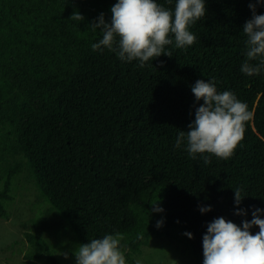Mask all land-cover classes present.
<instances>
[{
    "label": "trees",
    "instance_id": "trees-1",
    "mask_svg": "<svg viewBox=\"0 0 264 264\" xmlns=\"http://www.w3.org/2000/svg\"><path fill=\"white\" fill-rule=\"evenodd\" d=\"M117 2L0 0V218H10L24 175L41 205L29 221L33 231L25 232L29 259L65 264L42 233L66 227L79 244L118 235L131 264H141L143 248L162 237L181 243L191 264H203L211 222L224 217L242 228L256 209L264 210V69L251 76L241 71L250 4L259 15L264 3L205 0V16L189 25L195 42L166 45L171 57L140 67L91 47L103 33L90 24L101 13L110 22ZM156 2L174 13L178 0ZM74 12L84 19H70ZM201 79L253 112L228 159L209 153L193 159L186 141L175 147L204 103L192 92ZM235 189L244 197L239 205ZM155 201L162 212L151 211Z\"/></svg>",
    "mask_w": 264,
    "mask_h": 264
},
{
    "label": "clouds",
    "instance_id": "clouds-1",
    "mask_svg": "<svg viewBox=\"0 0 264 264\" xmlns=\"http://www.w3.org/2000/svg\"><path fill=\"white\" fill-rule=\"evenodd\" d=\"M170 2V0H169ZM264 3V0H257ZM253 18L248 20L243 32L247 34V60L241 71L249 76L259 75L264 69V14H256V4H250ZM111 21L107 22L101 13L90 27L99 29L103 38L91 45L93 51L106 47L116 51L125 61L138 60L140 67L152 58L165 54L166 45L176 48L191 46L196 37L189 31V25L205 16V0H178L174 13L158 4L156 0H118L111 8ZM70 19L81 21L84 17L74 12ZM172 34L173 39H170ZM118 38V40H117ZM118 44V49L114 45ZM260 58V63L253 65L250 60ZM196 100H203L195 112V119L188 125L187 132L181 131L176 138L175 147L180 148L187 142V152L195 159L197 154L209 153L220 159L230 158L238 144L243 140L245 125L253 118L245 103L240 102L230 91L218 93L214 82L201 79L192 87ZM203 163L210 164L208 155L203 156ZM235 203L239 205L243 196L240 189H235ZM151 211L162 212L157 201ZM202 212L211 210V206L202 207ZM253 212L251 221L245 220L241 228L224 217L216 218L208 225L203 237V264H264V219ZM163 221H157L161 227ZM259 227L253 234L251 229ZM189 238L192 233H186ZM142 239L143 236L141 235ZM121 237L106 235L92 239L75 249L76 264H126L120 251ZM67 258V253L64 254ZM139 264V261H137Z\"/></svg>",
    "mask_w": 264,
    "mask_h": 264
},
{
    "label": "rangeland",
    "instance_id": "rangeland-1",
    "mask_svg": "<svg viewBox=\"0 0 264 264\" xmlns=\"http://www.w3.org/2000/svg\"><path fill=\"white\" fill-rule=\"evenodd\" d=\"M14 192L15 200L9 206L10 218H0V264H46L45 261L26 257L31 245L25 232L33 231L29 221L41 208L38 203V190L21 175L16 181ZM42 234L52 242L65 264H76L75 249L80 244L68 228H52ZM139 260L141 264H191L189 255L184 252V246L166 237L152 240L149 246L143 248ZM125 261L126 264H131L126 259Z\"/></svg>",
    "mask_w": 264,
    "mask_h": 264
}]
</instances>
